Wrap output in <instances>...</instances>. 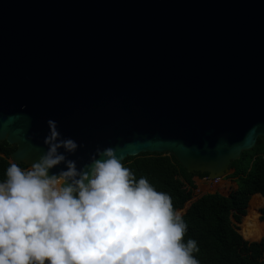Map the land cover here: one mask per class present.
Instances as JSON below:
<instances>
[{
  "label": "water",
  "instance_id": "1",
  "mask_svg": "<svg viewBox=\"0 0 264 264\" xmlns=\"http://www.w3.org/2000/svg\"><path fill=\"white\" fill-rule=\"evenodd\" d=\"M49 118L78 166L111 146L223 178L264 137V0H0L13 162L46 150Z\"/></svg>",
  "mask_w": 264,
  "mask_h": 264
},
{
  "label": "clouds",
  "instance_id": "2",
  "mask_svg": "<svg viewBox=\"0 0 264 264\" xmlns=\"http://www.w3.org/2000/svg\"><path fill=\"white\" fill-rule=\"evenodd\" d=\"M47 124L46 150L0 179V264H200L167 192L111 146L78 166L70 154L82 145Z\"/></svg>",
  "mask_w": 264,
  "mask_h": 264
},
{
  "label": "trees",
  "instance_id": "3",
  "mask_svg": "<svg viewBox=\"0 0 264 264\" xmlns=\"http://www.w3.org/2000/svg\"><path fill=\"white\" fill-rule=\"evenodd\" d=\"M15 149V144L0 142V179L13 162L11 153ZM18 164L29 167L23 162ZM124 164L137 177L146 176L158 190L172 197L174 208L188 225L185 241L189 237L197 240L199 251L194 255L200 264H264V241L252 240L253 234L243 232L253 196L259 193L261 204L264 203V137H259L252 149L243 151L232 163L214 192L206 191L197 180V177L207 178L208 173L188 172L172 154L140 153L125 158ZM259 211V219L264 221V206ZM257 212L253 222L256 221L259 229ZM239 222L243 230L239 229ZM262 232L261 229L256 233Z\"/></svg>",
  "mask_w": 264,
  "mask_h": 264
},
{
  "label": "rangeland",
  "instance_id": "4",
  "mask_svg": "<svg viewBox=\"0 0 264 264\" xmlns=\"http://www.w3.org/2000/svg\"><path fill=\"white\" fill-rule=\"evenodd\" d=\"M30 167V166H29ZM210 179H213V178H210V177H207V178H199V177H197V180L201 183V185H202V187L206 190V191H210V192H214L217 188H219V186H217V187H214L212 184H211V182H210ZM222 178H221V181H220V185L222 184ZM259 198V195H255V196H253V199H252V209H251V211H250V213L248 214V217L246 218V220L244 221V230L241 228V225H240V222L239 223H237V225L239 226V229L241 228L242 230H243V232H245V233H247V234H253L254 235V237H255V239H252V240H255V241H264V221H262V220H260L259 218H260V215H261V213H260V208H262L263 207V205H262V207L260 206V208L259 209H257L258 210V212H257V215H256V219H257V221H258V223H259V226H260V228L259 229H255V228H252L251 229V227L250 228H248V225L249 226H253V217H252V211H253V209H254V206H255V204H256V201H257V199ZM262 199V198H261ZM263 200V199H262ZM263 202V201H262ZM264 204V203H263ZM256 210V211H257ZM256 211L254 212V216H255V213H256ZM247 213H248V208H247ZM259 213V214H258ZM245 216V215H244ZM244 216L242 217V219L244 218ZM258 217V218H257ZM254 224L256 225V223L254 222ZM256 228H257V226H256ZM261 229H262V233L261 234H257L256 232H261ZM251 230H253V231H255V232H249V231H251ZM240 231V230H239Z\"/></svg>",
  "mask_w": 264,
  "mask_h": 264
},
{
  "label": "bare ground",
  "instance_id": "5",
  "mask_svg": "<svg viewBox=\"0 0 264 264\" xmlns=\"http://www.w3.org/2000/svg\"><path fill=\"white\" fill-rule=\"evenodd\" d=\"M220 185V184H219ZM263 196V195H262ZM261 203H262V199H261V196L259 195V198L257 199V201H256V204H255V206H254V209H253V211H252V217H253V219H254V212H255V210L261 205ZM251 227V229L252 228H255V229H257L256 228V225L254 224V222H253V226H249L248 225V228H250ZM245 233V232H244Z\"/></svg>",
  "mask_w": 264,
  "mask_h": 264
},
{
  "label": "built area",
  "instance_id": "6",
  "mask_svg": "<svg viewBox=\"0 0 264 264\" xmlns=\"http://www.w3.org/2000/svg\"><path fill=\"white\" fill-rule=\"evenodd\" d=\"M221 178H222V177H215V178H213V179H210V182H211V184H212L214 187H217V186H219V183H220V181H221Z\"/></svg>",
  "mask_w": 264,
  "mask_h": 264
},
{
  "label": "crops",
  "instance_id": "7",
  "mask_svg": "<svg viewBox=\"0 0 264 264\" xmlns=\"http://www.w3.org/2000/svg\"><path fill=\"white\" fill-rule=\"evenodd\" d=\"M255 195H260L259 193H256ZM263 206H264V204H263ZM255 223H256V221H255ZM256 226H257V224H256ZM257 229H258V226H257Z\"/></svg>",
  "mask_w": 264,
  "mask_h": 264
}]
</instances>
